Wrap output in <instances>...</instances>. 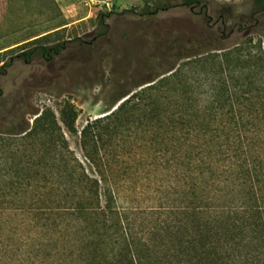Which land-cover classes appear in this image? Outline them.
<instances>
[{
    "label": "rangeland",
    "instance_id": "374dc122",
    "mask_svg": "<svg viewBox=\"0 0 264 264\" xmlns=\"http://www.w3.org/2000/svg\"><path fill=\"white\" fill-rule=\"evenodd\" d=\"M147 1L154 8L165 3ZM143 3L0 0V66L8 62L0 73V99L7 100L0 128L12 125L19 132L29 126L19 135L0 134V248L32 256L33 264H81L85 240L106 232L104 249L113 264L126 256L137 262L147 252L152 257L145 264H264V223L251 230L258 241L238 232L235 245L221 240L218 246L175 234L179 218L167 209L193 206L187 192L201 187L190 144L211 133L222 152L234 147L225 141L237 137L235 128L217 125L229 112L221 110L224 102L234 104L236 117L257 123L240 131L264 137L263 110L249 108L250 101L263 99L255 92L264 91V75L255 72H264V12L252 17V0H207L212 21L231 31L223 41L220 22L207 28L200 7L170 0L168 8L145 16ZM99 14H107L102 36ZM57 44L65 48L52 60L36 54L29 63L15 58ZM219 47L226 48L214 50ZM200 52L207 53L187 57ZM219 72L233 90L228 100L211 93ZM252 78L255 87L247 91ZM134 94L141 95L135 106L145 110L153 100L178 101L175 114L190 118L189 125H137L130 113L139 109L135 103L118 113ZM69 106L77 114L71 130L62 121ZM46 110L55 124L45 123L30 136ZM103 118L108 119L100 126L92 125ZM174 187L181 194L156 192ZM220 204L208 191L195 205L209 217ZM86 213L99 222L89 224ZM230 220L238 222L235 215Z\"/></svg>",
    "mask_w": 264,
    "mask_h": 264
},
{
    "label": "trees",
    "instance_id": "16d2710c",
    "mask_svg": "<svg viewBox=\"0 0 264 264\" xmlns=\"http://www.w3.org/2000/svg\"><path fill=\"white\" fill-rule=\"evenodd\" d=\"M162 1L165 2L163 3V6L154 8V4H151V2H148L147 0H143L144 6L140 15H153L158 9L168 8L170 0H159V2ZM180 2L183 6L190 9L200 7L202 11L200 14L205 21L207 28L211 29L215 26L214 23L220 22L221 27L219 28V31L221 33V38L223 41L227 40L231 31L229 34H226L223 27L224 23L222 24L220 20H215V22L212 21L210 15L212 10L211 3H207V0H180ZM252 5L254 9L251 15L252 17L256 16V14L258 15L259 13L264 12V0H252ZM106 18L107 14H99L97 20V25L99 27L97 30V36H102L106 33L108 29ZM64 48V44H57L52 47L39 46L36 48L37 52H35V49L25 50L16 55L15 58L29 63L32 56L36 54L49 61L58 56ZM225 48L226 47H219L214 50H224ZM204 53L207 52H200L187 57H193ZM227 58L228 57L226 56V60ZM7 63L8 62L0 66V73L2 72L1 74L5 73V68L8 66ZM172 70L173 67L167 72ZM255 74L264 75V72L259 71L255 72ZM231 77L232 76H230V78ZM218 80L219 83L213 84L214 88L211 90V93H217L220 98L228 100L229 98L227 97L233 93V90L227 82V77L223 72H219ZM252 80L254 79L252 78L247 83V91H249ZM251 86L255 87V83ZM1 91L2 89L0 88V98ZM255 93L256 95H260L263 99L262 101H250L249 108H254L256 110L261 108L264 113V91L259 92V90H256ZM140 97V94H134L129 100L125 101L121 105L118 113H123L124 110L129 109V107H131L134 103L135 106L139 103ZM141 100L143 101V99ZM150 104V107L146 106V110L144 109V105H137L134 109H139L132 110L130 112L135 113L132 118L137 125H144L147 123L162 124V120L169 122L171 127L185 124L189 125L190 118H178L175 114L178 101L176 103H172V106L163 102L161 103L158 100H153ZM5 105H7V100H5V98L0 99V110H5ZM224 105L225 106L220 107L221 110L223 111V108H227L229 112H223V116L220 118L217 125L227 129L235 128L237 137L233 139L227 137L225 141L226 143L232 142L234 147L222 152L221 146L218 145L220 139L211 133H209L210 135L208 136L200 138L198 142H194L195 145L190 144L187 147V150L193 166L195 167V171L197 172V179L201 180V187H194L190 192H187V195L191 197L194 203L193 206L187 207V210L182 207H178L176 210H173L174 208H171V206H167V209L174 211L173 214H176L179 218L178 223L176 222L177 227L174 231L175 234L180 233L179 235L183 237L205 239L212 244H217L218 246L221 245L220 242L223 240L227 241L225 246H231L237 243L233 236L238 235V232H246L251 242L258 241L257 236H252L251 230L256 228L257 225L264 223V137H248L246 133L240 131V127L247 123H251L252 125H257V123L246 120L242 116L236 117L235 109H232L234 104L224 102ZM62 115V121H64V123L71 130L73 128V120L77 114L74 109L69 106L65 108ZM196 118L197 120L201 119L198 115ZM106 119L108 118L96 120L92 125L98 127ZM45 123L55 124L54 115L47 110L42 112L35 120V128H33L29 135L33 136L39 134L41 127L43 128L46 126ZM199 126L202 127L201 124H199ZM205 126L207 128L210 127L207 124H205ZM28 129L29 126L18 132L12 130V125H9L8 129L0 128V134L19 135L28 131ZM183 134L187 135L188 133ZM83 135L84 137L87 136V130L83 131ZM179 137L180 136H178V138ZM223 147L224 146H222V148ZM94 185L96 186V184ZM198 190L203 194V198L198 194ZM208 191H212L213 195L220 199L221 204L216 208V210L214 209L213 212H211V215L213 214L212 216L203 217L206 212L201 210L195 204L202 202ZM156 192L168 193L170 195L169 198L172 197L170 194L171 192H174V194L179 192V194H181L180 190L176 187L166 190L158 189ZM210 211H212V209H210ZM233 215L236 216L238 221L237 223L230 220V216ZM86 217L89 224L99 222L98 217L91 218L87 213ZM105 226L107 227L111 225L105 224ZM104 234L107 233L104 232ZM104 234L99 235L96 233L94 240H85L81 250H79V260L82 261L81 264L114 263L109 259V254L106 252L107 250L104 249V247H106L105 240L107 238V235ZM167 236H169V234ZM242 240H245V238ZM38 249L39 252L44 251L41 247L37 248V250ZM5 256L7 257L6 260H4ZM150 257H152V255L150 252H147L136 262L133 258L126 256V261L120 264H145L146 260ZM32 259V256L26 257L18 253L13 254L9 250L8 246L0 248V264H33L31 262ZM58 263L63 264L62 262Z\"/></svg>",
    "mask_w": 264,
    "mask_h": 264
}]
</instances>
